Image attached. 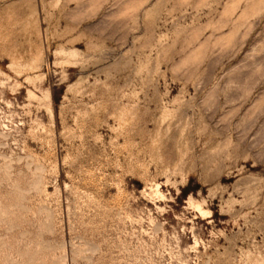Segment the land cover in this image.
Masks as SVG:
<instances>
[{"label": "rangeland", "instance_id": "1", "mask_svg": "<svg viewBox=\"0 0 264 264\" xmlns=\"http://www.w3.org/2000/svg\"><path fill=\"white\" fill-rule=\"evenodd\" d=\"M0 264H264V0H0Z\"/></svg>", "mask_w": 264, "mask_h": 264}]
</instances>
